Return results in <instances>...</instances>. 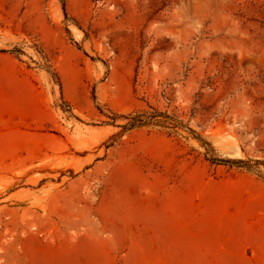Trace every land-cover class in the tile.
Listing matches in <instances>:
<instances>
[{
  "label": "rangeland",
  "instance_id": "rangeland-1",
  "mask_svg": "<svg viewBox=\"0 0 264 264\" xmlns=\"http://www.w3.org/2000/svg\"><path fill=\"white\" fill-rule=\"evenodd\" d=\"M0 264H264V0H0Z\"/></svg>",
  "mask_w": 264,
  "mask_h": 264
}]
</instances>
